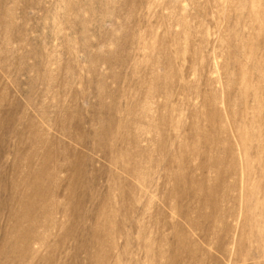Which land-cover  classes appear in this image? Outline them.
<instances>
[{"label":"rangeland","instance_id":"1","mask_svg":"<svg viewBox=\"0 0 264 264\" xmlns=\"http://www.w3.org/2000/svg\"><path fill=\"white\" fill-rule=\"evenodd\" d=\"M30 202L23 264H264V0H0V264Z\"/></svg>","mask_w":264,"mask_h":264},{"label":"bare ground","instance_id":"2","mask_svg":"<svg viewBox=\"0 0 264 264\" xmlns=\"http://www.w3.org/2000/svg\"><path fill=\"white\" fill-rule=\"evenodd\" d=\"M47 176H48V174H47ZM43 177H44L43 173L39 174L38 172H36L34 170V171H31L28 174V177L26 178L30 183L27 180H23V183L28 185V186H31V187H37V186H39V182H40L39 180H41ZM12 196L14 197V199L17 198L16 193H13ZM24 196H25V193H24ZM41 196H42V194H40V193H36V194L34 193V195L32 196V199L34 200V199L39 198ZM22 199H24V198H22ZM19 202H20V199H19ZM20 204H21V202H20ZM21 212H22V214H21ZM34 214L35 215L37 214V207L30 202L29 204L22 205V206H20L18 208V217H19L18 220H16V213L10 215V217H9V219L13 223L12 225H15L12 228V231H13V233L16 236L15 244H14L13 247H14V249L17 248V254H18L17 258H14V260H13V262L15 261L14 262L15 264H23L25 262V261H23V260H25L24 257H26L27 254L32 249L31 245L29 243L31 241L30 238H32V237L30 235H28V234L30 232L34 231L35 225H37V223H38V219L33 217ZM22 219H27L28 222L30 223V225H29V228H27L26 232H23V233L20 234L19 233L20 232L19 228H20V226L22 224L21 223ZM18 234H20V237L18 236ZM8 241H9L8 238L5 239L3 244H2V246L9 244ZM0 244H1V242H0ZM18 251H19V253H18ZM68 262L70 263V260L67 261V264H69ZM59 264H61V263H59Z\"/></svg>","mask_w":264,"mask_h":264}]
</instances>
